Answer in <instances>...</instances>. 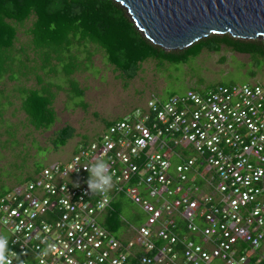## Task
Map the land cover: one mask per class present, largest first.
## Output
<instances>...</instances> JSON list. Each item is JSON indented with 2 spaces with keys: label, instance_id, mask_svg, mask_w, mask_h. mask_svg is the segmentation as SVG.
I'll return each instance as SVG.
<instances>
[{
  "label": "built area",
  "instance_id": "built-area-1",
  "mask_svg": "<svg viewBox=\"0 0 264 264\" xmlns=\"http://www.w3.org/2000/svg\"><path fill=\"white\" fill-rule=\"evenodd\" d=\"M121 197L144 215L131 238L104 225ZM0 234L11 264H264V83L153 96L1 197Z\"/></svg>",
  "mask_w": 264,
  "mask_h": 264
},
{
  "label": "trees",
  "instance_id": "trees-1",
  "mask_svg": "<svg viewBox=\"0 0 264 264\" xmlns=\"http://www.w3.org/2000/svg\"><path fill=\"white\" fill-rule=\"evenodd\" d=\"M29 22L30 48L39 60L38 69L29 68L31 59L26 54V48L16 51L19 27ZM90 46L103 51L108 63L126 76L127 81L134 80L142 65L149 61L159 65H187L204 51L220 53L223 48L254 58L258 68L264 64V41L241 40L229 34L211 35L186 50L165 51L149 41L127 10L114 0H0V84L5 80L19 83L23 79H35L34 87L20 83L15 87V97L20 99L28 127L38 131L49 130L57 122L54 104L63 87L49 78L64 77L73 97L84 98L85 90L73 76L89 67L93 55L86 52L81 58L74 49L87 50ZM251 75L255 77L256 73ZM209 91L198 92L204 94ZM5 92L0 90V93ZM10 93L13 95L12 104L14 94ZM113 122H104L105 130ZM75 134L74 128L65 126L57 133L54 142L57 147L66 146ZM88 142L84 138L78 145ZM41 171L20 184L32 180ZM14 187L1 193L0 198ZM122 199L112 204L105 221L107 229L115 235L125 227Z\"/></svg>",
  "mask_w": 264,
  "mask_h": 264
},
{
  "label": "rangeland",
  "instance_id": "rangeland-1",
  "mask_svg": "<svg viewBox=\"0 0 264 264\" xmlns=\"http://www.w3.org/2000/svg\"><path fill=\"white\" fill-rule=\"evenodd\" d=\"M30 26L31 22L19 27L16 51L26 48L31 59L29 68L38 69L39 60L30 48ZM74 52H78L81 58L86 52L93 55L89 67L73 76L85 90V96L82 100L74 98L64 77L49 78L63 87L54 104L58 119L49 130L28 127L20 99L15 97L17 84L34 87L35 79H23L19 83L5 80L0 84V90H6L0 93V194L34 176L40 169L67 162L84 138L92 142L104 132V122L120 120L132 110L144 106L153 96L166 100L171 95H183L189 90L209 91L221 84L264 83V64L258 68L254 58L226 48L220 53L204 51L187 65H159L149 61L142 65L132 81H127L126 76L114 70L100 49L90 46L87 50L76 48ZM252 72L256 73L255 77ZM10 92L14 94L12 104ZM65 126L74 128L76 134L66 146L57 147L54 140ZM122 202L124 220L136 226L140 224L144 215L139 222L136 221L134 212L138 207L127 198ZM124 235L132 237L126 227L119 237Z\"/></svg>",
  "mask_w": 264,
  "mask_h": 264
},
{
  "label": "water",
  "instance_id": "water-1",
  "mask_svg": "<svg viewBox=\"0 0 264 264\" xmlns=\"http://www.w3.org/2000/svg\"><path fill=\"white\" fill-rule=\"evenodd\" d=\"M165 51L189 49L211 35L264 41V0H114Z\"/></svg>",
  "mask_w": 264,
  "mask_h": 264
},
{
  "label": "clouds",
  "instance_id": "clouds-1",
  "mask_svg": "<svg viewBox=\"0 0 264 264\" xmlns=\"http://www.w3.org/2000/svg\"><path fill=\"white\" fill-rule=\"evenodd\" d=\"M89 178L88 188L91 192H105L111 186L112 176L108 173V164L102 159H97L95 163L87 167ZM49 247H53L49 245ZM12 252L8 248V238L0 234V264H11L9 257Z\"/></svg>",
  "mask_w": 264,
  "mask_h": 264
},
{
  "label": "crops",
  "instance_id": "crops-1",
  "mask_svg": "<svg viewBox=\"0 0 264 264\" xmlns=\"http://www.w3.org/2000/svg\"><path fill=\"white\" fill-rule=\"evenodd\" d=\"M74 152H75V151H73V153H74ZM73 153H72V155H73ZM70 159H71V158H70ZM139 213H141V212H140V209L138 208V211H137V212H134L135 219H136L137 217H139V220H138V218H137V220H136V221H138V222L140 221V219H142V216H143L142 213H141L142 215H139V216H138ZM107 214H108V212H106V214L104 215V216H105V221H106V219H107ZM140 216H141V218H140ZM123 220H124V218H123ZM124 222H125V227H127L128 223H130V224H134V223H132V222L125 221V220H124ZM126 224H127V225H126ZM104 225H105V222H104ZM123 229H124V228H123ZM123 229H122V230H123ZM122 230H121V231H122ZM121 231H120V232H121ZM128 231H131V235L133 234V230H132V229H131V230L128 229ZM120 232H119L118 235H116V236L119 237ZM123 237H127V238H129L128 235H124Z\"/></svg>",
  "mask_w": 264,
  "mask_h": 264
}]
</instances>
